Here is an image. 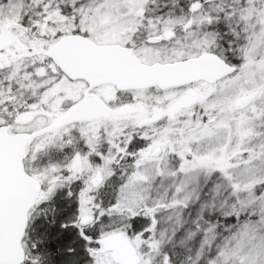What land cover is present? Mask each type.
Here are the masks:
<instances>
[{
  "label": "snow or ice",
  "instance_id": "1",
  "mask_svg": "<svg viewBox=\"0 0 264 264\" xmlns=\"http://www.w3.org/2000/svg\"><path fill=\"white\" fill-rule=\"evenodd\" d=\"M0 264H264V0H0Z\"/></svg>",
  "mask_w": 264,
  "mask_h": 264
}]
</instances>
